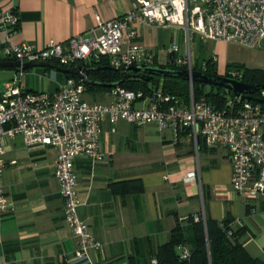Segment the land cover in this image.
Listing matches in <instances>:
<instances>
[{
  "label": "crops",
  "instance_id": "obj_1",
  "mask_svg": "<svg viewBox=\"0 0 264 264\" xmlns=\"http://www.w3.org/2000/svg\"><path fill=\"white\" fill-rule=\"evenodd\" d=\"M135 1L0 0V12L14 8L19 18L13 44L42 49L51 42L89 37L97 27V16L103 21L117 19L131 11ZM135 28L140 43L155 54L156 64H166L169 54L162 63L159 52L153 50L157 47L153 32ZM5 37L0 29V61ZM217 46L222 50L227 44ZM54 79L56 85L50 92L66 82L67 74L54 75ZM85 100L110 102L108 92H86ZM123 124L132 126L136 141L120 133ZM102 128L100 152L105 161L75 160L79 217L101 250H90L86 258L76 257L80 240L65 221L64 201L53 175L57 153L50 147L28 150L18 137L7 145L8 165L0 179L14 203L7 215H0V264H129L132 256L140 264H155L154 253L168 242L176 216L183 222L189 216L205 215L218 222L232 217L233 229L247 230L241 239L244 247L264 262V196L248 202L234 192L232 165L225 150L208 148L200 157L202 152H196L191 133L184 129L176 134L154 124L136 127L124 121L105 123ZM118 134L122 135L119 144L115 142ZM140 144L146 147L143 154ZM13 161L17 163L11 165ZM191 174L194 179L189 178ZM134 180H141L144 192L123 194L122 184Z\"/></svg>",
  "mask_w": 264,
  "mask_h": 264
},
{
  "label": "built area",
  "instance_id": "obj_2",
  "mask_svg": "<svg viewBox=\"0 0 264 264\" xmlns=\"http://www.w3.org/2000/svg\"><path fill=\"white\" fill-rule=\"evenodd\" d=\"M135 25L149 30H181L187 37L185 51L181 53L176 45L169 49V55L174 56L171 63L192 72L193 35L247 47L264 41V0H136L133 9L117 19L103 21L97 16V27L89 37L79 35L65 43L51 42L42 49L28 43L13 44L19 18L14 8H8L0 12V29L6 35L2 55L20 63L55 62L67 69H79L81 64L101 58L123 72L134 66L156 65L155 54L140 43ZM214 59L218 62V57ZM24 74L20 71V77L7 83L0 94V179L8 165L7 145L16 138L20 137L28 150L50 147L56 151L53 175L64 201L65 221L80 240L77 258H86L90 250L102 248L79 217L75 160L87 157L94 163L105 161L100 152L105 123L124 121L136 127L154 124L161 131L171 129L176 134L188 130L196 152L203 139L208 148L228 153L231 185L243 200L257 202L264 196V104L241 95L221 110L205 99L195 102L192 91L186 102L161 89L146 95L120 86L108 92L109 103H90L85 100L83 80L67 79L55 92H25L21 88ZM230 75L236 80L241 77L238 72ZM13 207L0 185V215H7ZM201 218L205 223V216ZM179 252L182 260L190 258L188 247H180Z\"/></svg>",
  "mask_w": 264,
  "mask_h": 264
},
{
  "label": "trees",
  "instance_id": "obj_3",
  "mask_svg": "<svg viewBox=\"0 0 264 264\" xmlns=\"http://www.w3.org/2000/svg\"><path fill=\"white\" fill-rule=\"evenodd\" d=\"M195 50V47H194ZM213 56L211 59L204 60L200 64L194 57V65L192 72L202 75L223 76L233 79L231 72H238L241 77L236 81L251 86L259 87L251 97L257 103L258 100H264L262 93L264 92V70L242 68L233 65L235 71L228 66L225 74L221 75L217 71L218 62ZM174 58L168 55V62L164 65L156 64V66L169 67L177 70H186L183 67L176 66L171 63ZM0 62H15L14 60L2 59ZM54 67L67 69L58 63H50ZM88 71L87 78L83 80L87 93L94 94L98 92H110L113 88L107 86L118 84L120 87L132 90L142 91L146 95L152 92L162 90L164 94L179 97L186 102L190 100L191 91L193 92L195 102L205 99L213 107L217 109H226L227 102L235 99V95L231 90L220 86L210 85L204 82L194 81L192 83L176 78H161L145 76L141 78V73L137 71H119L112 68L109 60L101 58L94 60L88 64H81ZM68 70V69H67ZM73 78L79 80L76 76L67 74V79ZM246 98V96H244ZM247 99V98H246ZM264 104V103H263ZM208 147L203 139L199 141V152L207 151ZM144 192L141 180L129 181L122 184L123 194H140ZM189 216L185 221H181L176 216V226L171 231L170 238L167 243L160 245L154 253L155 264H264L258 258L250 255L241 242L242 237L246 234V229H233L234 219L227 217L222 222L215 221L206 217L207 231L204 221L199 216ZM186 246L190 250V258L182 260L180 258L179 248ZM129 264H140L138 260L132 256L129 258Z\"/></svg>",
  "mask_w": 264,
  "mask_h": 264
},
{
  "label": "rangeland",
  "instance_id": "obj_4",
  "mask_svg": "<svg viewBox=\"0 0 264 264\" xmlns=\"http://www.w3.org/2000/svg\"><path fill=\"white\" fill-rule=\"evenodd\" d=\"M152 32L153 38L157 39V47L153 48V50H157L159 52L162 63L165 61L167 54H169V49H171L174 45L179 47L181 53L185 51L187 37L178 29L158 27L152 29L150 33ZM191 40L192 46L195 47V50L193 51V57L200 64H202L204 60L211 59L213 56L218 55L217 52L220 49H218L217 45L219 42L206 41L198 35L191 36ZM220 52L221 57L218 59V67L221 69L224 68L225 71L227 70L228 66L231 67L230 69H233L232 71H235L236 68H233V65L237 67L241 66L242 68L264 70V47H261L260 44L256 45L255 47H247L237 43H228L224 49L220 50ZM217 71L221 75L225 74L220 73L219 69H217ZM54 75L61 77L63 73L61 74L60 72H55L45 68L29 69L22 77L23 85L21 88L23 90H34L35 92L53 91L56 85ZM19 77V72L14 70L0 69V93L4 91L7 83H12L13 80ZM119 130L121 134L125 136L128 134L129 138L135 141L137 140V137L135 138V134L133 133L132 126L123 124ZM121 136L122 135L120 134L115 136L117 139L115 142L117 141V144H119ZM145 148L146 147L143 149L142 144H140L139 151L141 150L140 152L143 154V150H145ZM200 155V157H204L203 152ZM212 156L216 155L213 154ZM220 157L221 160H224L221 155ZM224 161H226V159Z\"/></svg>",
  "mask_w": 264,
  "mask_h": 264
},
{
  "label": "water",
  "instance_id": "obj_5",
  "mask_svg": "<svg viewBox=\"0 0 264 264\" xmlns=\"http://www.w3.org/2000/svg\"><path fill=\"white\" fill-rule=\"evenodd\" d=\"M261 47H264V41L260 43ZM0 68H8L14 69L17 72L23 70H29L32 68H45L50 69L55 72H60L63 74H70L76 76L79 80H85L88 75V71L83 67H79V69H61L58 67L52 66L48 62H33V63H20V62H0ZM130 71H137L141 73L139 76L144 78L145 76L149 77H161V78H176L188 81L190 83L194 81L204 82L214 86H220L225 89L231 90L235 97H239L241 95L246 96L248 100H254L251 96L259 90L257 86L247 85L245 83H241L236 80H231L225 78L223 76H210V75H202L200 73L190 72L188 70H177L172 69L169 67H161V66H147V65H140L134 66L130 68ZM109 88H117L119 87L118 84L109 85ZM264 89V87H263ZM260 103H264V100H258ZM205 228L207 231L206 222Z\"/></svg>",
  "mask_w": 264,
  "mask_h": 264
}]
</instances>
